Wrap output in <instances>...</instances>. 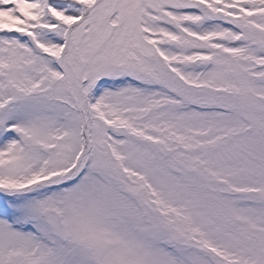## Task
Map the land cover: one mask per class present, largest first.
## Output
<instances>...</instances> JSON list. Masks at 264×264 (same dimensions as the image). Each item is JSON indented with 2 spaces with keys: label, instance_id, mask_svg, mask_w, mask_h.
<instances>
[{
  "label": "snow or ice",
  "instance_id": "snow-or-ice-1",
  "mask_svg": "<svg viewBox=\"0 0 264 264\" xmlns=\"http://www.w3.org/2000/svg\"><path fill=\"white\" fill-rule=\"evenodd\" d=\"M0 264H264V0H0Z\"/></svg>",
  "mask_w": 264,
  "mask_h": 264
}]
</instances>
